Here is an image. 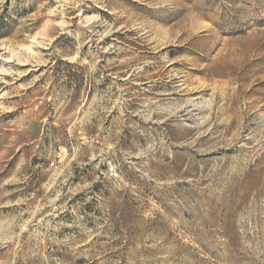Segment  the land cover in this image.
Wrapping results in <instances>:
<instances>
[{
  "label": "rangeland",
  "instance_id": "rangeland-1",
  "mask_svg": "<svg viewBox=\"0 0 264 264\" xmlns=\"http://www.w3.org/2000/svg\"><path fill=\"white\" fill-rule=\"evenodd\" d=\"M0 264H264V0H0Z\"/></svg>",
  "mask_w": 264,
  "mask_h": 264
}]
</instances>
